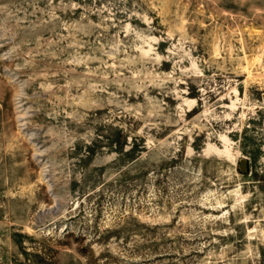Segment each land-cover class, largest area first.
Masks as SVG:
<instances>
[{
	"label": "rangeland",
	"instance_id": "374dc122",
	"mask_svg": "<svg viewBox=\"0 0 264 264\" xmlns=\"http://www.w3.org/2000/svg\"><path fill=\"white\" fill-rule=\"evenodd\" d=\"M0 264H264V0H0Z\"/></svg>",
	"mask_w": 264,
	"mask_h": 264
},
{
	"label": "bare ground",
	"instance_id": "6f19581e",
	"mask_svg": "<svg viewBox=\"0 0 264 264\" xmlns=\"http://www.w3.org/2000/svg\"><path fill=\"white\" fill-rule=\"evenodd\" d=\"M220 139H222V141H223L226 145H227L228 142H229V139H228L227 136H222V137L220 136ZM226 145H225V146H226ZM214 149H215V148H214ZM216 150H217V149H216ZM216 150H215V151H216ZM220 151H221V150H220ZM217 152H219V151H217ZM224 153H225V154L227 155V157H228V156H230V153H231V152H230V150L226 147ZM230 157H231V156H230Z\"/></svg>",
	"mask_w": 264,
	"mask_h": 264
}]
</instances>
